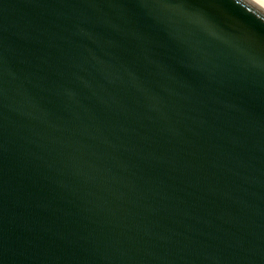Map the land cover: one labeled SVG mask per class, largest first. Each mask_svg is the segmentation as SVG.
<instances>
[{
	"label": "water",
	"instance_id": "1",
	"mask_svg": "<svg viewBox=\"0 0 264 264\" xmlns=\"http://www.w3.org/2000/svg\"><path fill=\"white\" fill-rule=\"evenodd\" d=\"M0 264H264V4L0 0Z\"/></svg>",
	"mask_w": 264,
	"mask_h": 264
},
{
	"label": "bare ground",
	"instance_id": "2",
	"mask_svg": "<svg viewBox=\"0 0 264 264\" xmlns=\"http://www.w3.org/2000/svg\"><path fill=\"white\" fill-rule=\"evenodd\" d=\"M258 1H260L262 4H264V0H258Z\"/></svg>",
	"mask_w": 264,
	"mask_h": 264
}]
</instances>
